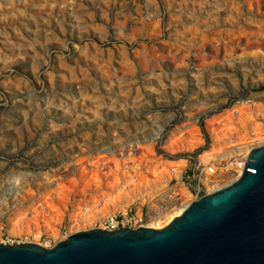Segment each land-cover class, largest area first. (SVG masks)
<instances>
[{
    "label": "rangeland",
    "instance_id": "1",
    "mask_svg": "<svg viewBox=\"0 0 264 264\" xmlns=\"http://www.w3.org/2000/svg\"><path fill=\"white\" fill-rule=\"evenodd\" d=\"M263 79L264 0H0V243L100 228L70 221L114 198L151 227L185 191L227 185L226 160L209 175L198 159L209 123L245 99L264 110ZM187 122L202 143L170 152Z\"/></svg>",
    "mask_w": 264,
    "mask_h": 264
},
{
    "label": "water",
    "instance_id": "2",
    "mask_svg": "<svg viewBox=\"0 0 264 264\" xmlns=\"http://www.w3.org/2000/svg\"><path fill=\"white\" fill-rule=\"evenodd\" d=\"M0 264H264V144L238 178L163 227L82 230L50 247L0 243Z\"/></svg>",
    "mask_w": 264,
    "mask_h": 264
},
{
    "label": "bare ground",
    "instance_id": "3",
    "mask_svg": "<svg viewBox=\"0 0 264 264\" xmlns=\"http://www.w3.org/2000/svg\"><path fill=\"white\" fill-rule=\"evenodd\" d=\"M8 67L9 66H5L3 69H7ZM249 102L250 100L246 99L239 101L238 104L234 107V109L225 111L224 113L217 116L218 122L226 123L225 128L219 129L215 127L212 121L209 123V134L211 136L212 143L209 149L203 151L199 155L198 159L201 163H211L210 166L217 168L218 171V167L215 166V163H221L223 160H226V166H224L223 169L228 171L230 169H233L237 172H240L243 168L242 166L248 151L251 148L255 147L257 144L259 145V143L264 144V123L259 121V119L264 118V110L262 107H255L254 113H251L247 109V104ZM208 109L210 108H205L204 106L201 111L205 112ZM235 112L237 115H234ZM195 117L197 118V115H195L194 118ZM185 125L190 126L189 132L191 134V140H188L187 142H181L180 140L177 142H168L166 148L170 152L176 150H191L202 143V139L199 136L197 128L194 127V125L190 122H187ZM234 135L239 139L237 143L233 144L232 141L234 140H232V138ZM147 154L151 155L150 149ZM231 156L234 157L233 160H231ZM182 161L183 160H181L180 162ZM177 163L178 162H176L175 164ZM175 167L172 169V174L179 178L181 175L182 168L178 166L176 168ZM206 172L208 174V168L206 169ZM215 174H217V172ZM207 184L208 183L205 182V185ZM217 185H214V188ZM190 200V194L188 193V191H185V200L178 207H175L169 212H167L164 215L163 220H157L156 222H153L150 226L154 228H160L161 226L167 224L174 216L180 214L183 211V209L192 201ZM130 203L131 202L129 198H126L124 200L120 198L110 199L101 209H95L89 211L84 216L82 215L80 217H75L74 219H71L70 228L73 225L85 226L93 224L95 222H101L111 214H115L118 212H126L127 210H129L127 209V207ZM64 205L65 204L62 205V209L63 207H65ZM60 219L61 214L59 219L55 222L59 223L58 221ZM46 231L47 230L42 229L38 224H30L25 226L16 222L11 224L8 229V233L11 236H31L34 239H38ZM49 234L53 238L58 237V226L52 227Z\"/></svg>",
    "mask_w": 264,
    "mask_h": 264
},
{
    "label": "built area",
    "instance_id": "4",
    "mask_svg": "<svg viewBox=\"0 0 264 264\" xmlns=\"http://www.w3.org/2000/svg\"><path fill=\"white\" fill-rule=\"evenodd\" d=\"M251 149L248 151L245 161ZM245 161L242 167H244ZM208 170H209L208 172L209 175H213L217 172V168H214L212 166L208 167ZM232 171L234 172V177L230 182H232L242 174L243 168L241 169L240 172H237L236 170H232ZM198 197L199 196H196V198ZM142 221H143V217L141 212L138 213V211H133L132 209H129L126 212H118L107 216L104 220L99 222V227L100 229H104V230H115L121 227L136 228L143 225Z\"/></svg>",
    "mask_w": 264,
    "mask_h": 264
},
{
    "label": "crops",
    "instance_id": "5",
    "mask_svg": "<svg viewBox=\"0 0 264 264\" xmlns=\"http://www.w3.org/2000/svg\"><path fill=\"white\" fill-rule=\"evenodd\" d=\"M23 225V224H22Z\"/></svg>",
    "mask_w": 264,
    "mask_h": 264
}]
</instances>
